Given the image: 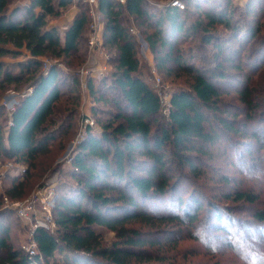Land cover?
I'll return each instance as SVG.
<instances>
[{
  "label": "trees",
  "instance_id": "obj_1",
  "mask_svg": "<svg viewBox=\"0 0 264 264\" xmlns=\"http://www.w3.org/2000/svg\"><path fill=\"white\" fill-rule=\"evenodd\" d=\"M71 1L0 0V91L9 90L11 84L16 89L25 82L32 86L6 117L5 132L0 122V160L24 167L22 174H10L11 185L0 193V264H184L170 255L187 238L206 245L208 251L223 248L212 257L231 252L247 264H264V206L255 208L253 222L235 221L229 206L215 197L205 199L202 182L205 165H211L218 147L223 145L225 153L235 144L233 135L251 132L259 141L264 132V124L259 125L264 121L257 115L264 97L252 85L262 70L257 65L264 62V36L259 39L264 0H249L239 10L240 17L231 0H184V9L172 5V0L155 9L148 0H99L105 19L102 46L116 57L114 71L97 81L91 76L88 87L95 102H109L115 110L93 109L100 132L88 127L77 146L70 170L76 183L57 199L56 228L34 230L37 253L30 255L12 242L7 222L11 209L4 199L24 195L26 182L41 164L39 156L68 133L80 102V95L73 94L67 99L73 105L64 108L56 121L63 94H72L79 80L61 72L58 63L42 70L43 57L66 58L79 52L90 20L88 6L65 31L48 27V18L61 15ZM190 6L199 18L188 22L185 13ZM127 16L144 26L157 69L172 61L190 76L188 87L173 91L167 114L161 95L142 73L135 36L124 23ZM218 25L229 28L224 38L215 31ZM195 34H201L199 44L212 45L215 59H228L238 71L244 64L252 70H241L244 76L236 77L227 73L224 61L214 68L197 66L195 52L184 56L185 48L178 46L193 40ZM247 43L262 46V53L255 58L250 49L243 60ZM6 55L27 58L16 60L13 65L19 70L13 72L2 59ZM231 76L240 82L235 95L246 107L242 125L225 108ZM63 84L69 92L62 89ZM5 107L0 104V119ZM248 171L254 177L256 172ZM222 179L229 181L228 176ZM256 195L254 189L236 188L232 197L255 203ZM202 209L205 216L199 218ZM101 229L115 232L111 244L104 243ZM213 237L220 243L213 242Z\"/></svg>",
  "mask_w": 264,
  "mask_h": 264
},
{
  "label": "rangeland",
  "instance_id": "obj_2",
  "mask_svg": "<svg viewBox=\"0 0 264 264\" xmlns=\"http://www.w3.org/2000/svg\"><path fill=\"white\" fill-rule=\"evenodd\" d=\"M23 1V0H20ZM173 1V0H172ZM183 6H185V1L180 0ZM226 1V0H224ZM223 1V3H225ZM249 0H231V5L238 6L236 10V15L239 16V10L243 8ZM149 7L155 9L157 6L162 7L164 4L168 3V0H148ZM217 3V1H216ZM225 5V4H224ZM89 11L90 20L87 24V29L85 32L84 40L80 46L78 54L72 56H67L66 58H53V57H43L45 64L43 65L42 70L45 72L46 68L52 63H58V66L61 68V72H66L68 74L74 75V77L79 80V86H76L74 92L65 93L59 102L56 109V121L60 119V116L63 115V109L67 106H72L73 103L67 99H71L73 94L80 95V102L78 103V110L73 117V123L68 133L61 134L51 145V149L48 153H44L39 156V161L41 164L38 169L33 171V175L26 182L25 193L21 198L14 199V202H20L22 204H28L31 200H34L39 192V190L46 191L47 194L57 196H62L70 188L71 183H76V177L71 175L72 169V158L79 145L80 141L86 136L88 127L83 123V120L86 116H92L95 119L94 127L91 129L95 132H100V125L97 122L96 117L93 114V109L98 108V110H115L114 106L109 102H95L93 95L89 91V78L96 74L98 75L101 71H104L106 75H110L114 71L115 64V53L112 50H109L102 45H90L91 37V25L94 21V16L91 15V6L88 3H83L81 0H72L71 3L65 8L67 10L70 7L77 9V13L80 10ZM181 8V7H180ZM183 7L182 9H184ZM64 10V11H65ZM98 13L99 9L97 10ZM195 9L193 6H190L188 12L185 13L187 21L197 20L199 15L194 13ZM101 14V13H100ZM102 15V14H101ZM235 15V16H236ZM244 16V15H243ZM103 17V16H102ZM240 17V16H239ZM201 18H203L201 16ZM238 18V17H237ZM246 18V17H245ZM204 20V19H202ZM238 20V19H236ZM105 22V19L103 18ZM124 23L131 29L132 33L135 36L136 42V53L139 57L141 63L142 73L145 79L156 89L161 95L163 102L166 105H163V113L167 114V109L170 103V99L174 90L182 87H188L190 76L185 74L176 63L168 62L167 66L162 69H157V59L156 53L152 51L148 42L145 40V29L144 26L140 24V20L135 19L133 16H127ZM264 24V18L262 20ZM229 28H225L222 25L215 27V31L219 32L220 36H226ZM63 32V31H62ZM264 36V27L259 33L260 40ZM201 34H195L193 40L189 39L181 41L178 46L185 48L184 56H190L192 52L196 54L194 56V63L198 65H207L210 68H214L217 64L224 61V67L228 74L234 75L236 77H243L244 74L241 70L251 71V67L247 64L242 65L240 71H238L235 64H232L228 59L224 57H217L215 59V49L212 45L206 46L199 44ZM215 42V41H213ZM258 42V40H257ZM212 44V43H211ZM234 44H237L236 42ZM245 51L243 52V60L246 58L248 52L253 50V55L256 58L262 53V46L255 45L252 47L250 43L245 45ZM178 54V53H176ZM27 57L25 55L13 56L6 55L2 59L7 62L10 67V70L13 72H18V68L14 67V62L16 60H25ZM101 65L102 70H99V65ZM263 72L259 71L254 76L253 86L260 94L261 97H264V62H260L259 66ZM104 69V70H103ZM65 73V74H66ZM105 75V76H106ZM103 78V77H102ZM157 78L160 79L159 85L156 86ZM228 90L229 94L226 96L227 104L225 108L231 110L230 114L232 117H236L240 125L245 123L244 116L246 107L239 100L238 95H235V86L239 82L236 78L232 76L229 77ZM95 80H101V77L95 78ZM240 83V82H239ZM29 82L22 83L20 88H15L16 84H11L10 89L6 91H0V104L5 102V98L12 93L17 94V100L19 101L25 94L32 91V86L29 85ZM66 84V83H65ZM62 85V89L65 92H69V87ZM75 87V86H74ZM67 100V101H66ZM257 113L259 120L264 121V105H261ZM7 112V115L5 114ZM237 113V115H235ZM102 114V113H101ZM102 118H107L106 115H101ZM6 117H10V111L5 107L3 111V116L0 119V122L3 125V131H6L7 120ZM3 118V119H2ZM10 122V121H9ZM264 124V122H259V125ZM54 126H50L52 128ZM90 127V126H89ZM264 131V127L262 129ZM251 132L233 135V140L235 144H230L228 150L224 153L222 148L223 145L219 148L218 155H215V159L210 161L211 165H205L206 176L202 178V182L205 183V199L210 197H215L220 200L226 206H229V210L234 216V219L237 220H246L249 223L253 222V214L255 208L264 206V132H261L259 141H256L255 138L251 137ZM209 160V158H208ZM10 165V166H9ZM23 166L21 164H15L11 160L2 161L0 160V193H5L8 187L11 185L10 174H22ZM251 168V169H250ZM255 171L254 177L248 173ZM224 176L229 177L228 183L222 178ZM226 182V183H225ZM230 184V185H229ZM254 184V185H253ZM243 188V189H254L257 193V200L255 203H249L244 201H235L232 197L234 189ZM231 195V196H230ZM10 199V198H9ZM11 200V199H10ZM5 206L6 201L4 199ZM57 203V202H56ZM160 207V206H159ZM11 214L7 217V222L10 224V233L9 236L12 242L21 248H24L30 244L33 238V230L35 224L38 223L40 219H43L44 210L40 202L35 203V207L28 213L27 217H22L19 215L18 210L11 208ZM54 212V211H53ZM205 210L202 209L199 218H204ZM202 226L200 229L203 230ZM255 230H251L252 232ZM103 233L104 243L109 245L115 239V232L109 231L107 229H101ZM250 232L249 236H251ZM234 240H240V238L234 237ZM242 240V239H241ZM213 242L220 243L215 237L212 238ZM243 242L249 244L250 241L243 239ZM199 245L193 239H184L181 240L179 245L174 248L171 252V258L174 256L178 260H184V264H210V262L215 261L218 264H247L245 261L239 259L236 255L231 252L212 257V253L218 252L223 248L216 247L215 251H208L206 245ZM220 252V251H219ZM224 252V251H223ZM171 259L168 260V262ZM241 260V261H240ZM181 262V261H180ZM211 262V263H212Z\"/></svg>",
  "mask_w": 264,
  "mask_h": 264
},
{
  "label": "built area",
  "instance_id": "obj_3",
  "mask_svg": "<svg viewBox=\"0 0 264 264\" xmlns=\"http://www.w3.org/2000/svg\"><path fill=\"white\" fill-rule=\"evenodd\" d=\"M83 3H88L91 6V15L94 16V21L91 25V37H90V45H102L103 43V27H104V21L103 17L100 13L97 12L99 8V0H81ZM121 3H125L126 0H119ZM172 5L178 6L183 8V4L181 3L180 0H173L171 2ZM48 67L46 68L45 72L47 71ZM99 70H102V67H99ZM104 70V69H103ZM104 76V71H101L99 73V77ZM156 86L159 85L160 79L157 78ZM11 97L8 100H5L3 103L6 108L10 111V113L15 109L16 104L18 103L17 100V94L12 93L10 94ZM26 95V94H25ZM24 95V96H25ZM162 98V97H161ZM162 104L166 105L163 102L162 99ZM169 112V106L167 109V113ZM83 123L86 127H94L95 125V119L92 116H86L83 120ZM10 166V165H9ZM40 202L42 204L43 210H44V216L43 219H40L38 223L35 224V228L38 227H44L46 229L54 230L56 228V221L54 218V208L56 206L57 202V196L55 195H50L49 193L47 194L46 191L39 190L36 198L34 200H31L28 202V204H22L20 202H14L13 200H10L8 197H5L6 201V206L15 208L18 210V213L22 217H27L28 213L31 212V210L35 207V203ZM33 230V232H34ZM24 249L30 254V255H35L38 251V246L35 240H33L30 244L24 247Z\"/></svg>",
  "mask_w": 264,
  "mask_h": 264
},
{
  "label": "crops",
  "instance_id": "obj_4",
  "mask_svg": "<svg viewBox=\"0 0 264 264\" xmlns=\"http://www.w3.org/2000/svg\"><path fill=\"white\" fill-rule=\"evenodd\" d=\"M31 0H23L21 2L23 3H29ZM77 15V9L70 7L67 10L63 11L61 15L57 17H49L48 18V27H57L60 29V31H65L74 21L75 17ZM104 30V27H103ZM102 64H100L98 67H101ZM93 78H98L99 74H93ZM106 73L104 72V76ZM103 76V77H104ZM102 79V78H101Z\"/></svg>",
  "mask_w": 264,
  "mask_h": 264
}]
</instances>
